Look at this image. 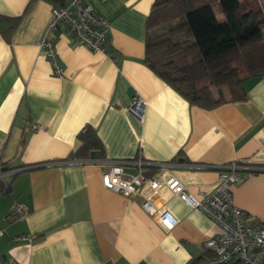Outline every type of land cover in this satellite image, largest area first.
I'll return each instance as SVG.
<instances>
[{
  "label": "crops",
  "instance_id": "crops-1",
  "mask_svg": "<svg viewBox=\"0 0 264 264\" xmlns=\"http://www.w3.org/2000/svg\"><path fill=\"white\" fill-rule=\"evenodd\" d=\"M158 0H89L110 24L105 53L81 46L65 27L49 32L54 7L70 0H0V259L18 264H211L205 243L219 227L168 189L147 183L125 197L103 186L112 161L126 175L175 176L200 196L223 167L238 164L235 204L248 225L264 223V77L246 80V99L191 105L146 64ZM163 31L160 32V30ZM56 39L64 75L53 73L43 43ZM229 94V96H227ZM135 96L145 118L129 114ZM93 127L101 157L79 160V133ZM131 163V164H130ZM173 163L167 168L156 164ZM17 171L16 174H9ZM153 196L178 220L167 230L143 209ZM14 205L28 211L10 220Z\"/></svg>",
  "mask_w": 264,
  "mask_h": 264
},
{
  "label": "trees",
  "instance_id": "trees-1",
  "mask_svg": "<svg viewBox=\"0 0 264 264\" xmlns=\"http://www.w3.org/2000/svg\"><path fill=\"white\" fill-rule=\"evenodd\" d=\"M148 27L165 31L148 39L146 64L191 105L212 109L229 101L226 87L230 100H245L242 84L264 77V0H158ZM78 139L71 158L101 157L93 127Z\"/></svg>",
  "mask_w": 264,
  "mask_h": 264
},
{
  "label": "built area",
  "instance_id": "built-area-1",
  "mask_svg": "<svg viewBox=\"0 0 264 264\" xmlns=\"http://www.w3.org/2000/svg\"><path fill=\"white\" fill-rule=\"evenodd\" d=\"M65 27L69 30L78 43L94 53H105L110 29L109 21L89 3V0H70L63 7H54L49 32ZM42 49L49 60L53 73L59 77L64 75V69L59 62L56 51V39L47 38ZM147 103L140 97L135 96L129 109V114L142 123L145 118ZM123 161H112L109 169L103 174V186L110 191L132 197L139 194V187L147 183L154 194L162 189H168L178 196L191 209L198 210L219 227V232L211 237L206 243L207 250L214 254L211 264H264V223L261 226H251L245 220L243 211L235 204L232 187L240 182L238 174L240 166L231 164L223 167L219 174L218 182L208 192L200 196L189 193L175 176H170L161 182L156 177H145L143 163L133 162L138 167L136 175H126ZM131 164V163H130ZM173 163L156 164L160 168H167ZM16 174L17 171H10ZM7 172L0 173V179ZM145 212L154 217L167 230H172L178 220L165 207L158 206L153 196L145 198L142 205ZM28 211L14 205L9 219H25ZM3 230H0V237ZM0 264H18L14 259H0Z\"/></svg>",
  "mask_w": 264,
  "mask_h": 264
},
{
  "label": "rangeland",
  "instance_id": "rangeland-1",
  "mask_svg": "<svg viewBox=\"0 0 264 264\" xmlns=\"http://www.w3.org/2000/svg\"><path fill=\"white\" fill-rule=\"evenodd\" d=\"M176 25H178V22H175V23L169 25L168 28H171V27L176 26ZM161 31H163V29H161L160 32ZM224 89H227V88H224ZM227 96H229V94H227Z\"/></svg>",
  "mask_w": 264,
  "mask_h": 264
},
{
  "label": "water",
  "instance_id": "water-1",
  "mask_svg": "<svg viewBox=\"0 0 264 264\" xmlns=\"http://www.w3.org/2000/svg\"><path fill=\"white\" fill-rule=\"evenodd\" d=\"M92 158L97 159V158H99V155L97 153H92Z\"/></svg>",
  "mask_w": 264,
  "mask_h": 264
}]
</instances>
